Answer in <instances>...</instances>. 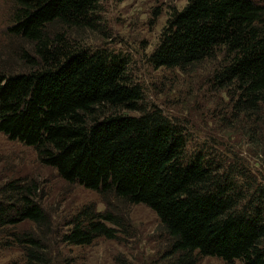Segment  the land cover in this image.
Returning <instances> with one entry per match:
<instances>
[{
    "label": "trees",
    "instance_id": "obj_1",
    "mask_svg": "<svg viewBox=\"0 0 264 264\" xmlns=\"http://www.w3.org/2000/svg\"><path fill=\"white\" fill-rule=\"evenodd\" d=\"M100 1L11 0L6 31L21 69L0 63V132L106 208L87 203L55 229L37 182L8 179L0 247L18 246L24 264H53L54 242L116 239L129 230L118 200L156 214L165 248L152 264H264V0H185L146 56L173 76L206 64V91L224 94L208 112L221 137L213 129L195 143L186 119L144 104L125 55L76 36L97 27ZM26 221L32 230L19 229Z\"/></svg>",
    "mask_w": 264,
    "mask_h": 264
},
{
    "label": "rangeland",
    "instance_id": "obj_2",
    "mask_svg": "<svg viewBox=\"0 0 264 264\" xmlns=\"http://www.w3.org/2000/svg\"><path fill=\"white\" fill-rule=\"evenodd\" d=\"M184 4L185 0H101L97 27L82 30L76 36L92 48L102 46L125 55L133 81L143 89L144 104L147 107L156 105L171 116L186 119L195 143L213 129L221 137L217 132L221 125L214 124L208 112L221 108L226 99L224 94H218V97L206 91L201 76L207 65L198 64L191 74L175 72L173 76L169 71L151 67L146 61L171 11ZM10 6L11 0H0V63L6 61L13 67L17 66L13 69L19 70L18 55L11 54V45L16 41L6 31L10 22ZM228 134L225 137L227 141L239 149L245 148L246 144L235 132ZM11 178L37 182L43 207L54 221L55 229L60 230L64 220L87 203H93L100 211L106 208V203L96 191L65 182L53 167L38 161L32 147L10 140L0 132V183ZM110 202L127 222V234L118 231L116 239L100 237L87 245L54 242L50 246L53 264H152L159 259L165 242L156 214L141 203ZM18 227L21 230L33 229L28 221ZM0 264H24L20 248L15 245L0 247ZM197 264L227 263L217 257L203 256L199 257Z\"/></svg>",
    "mask_w": 264,
    "mask_h": 264
}]
</instances>
